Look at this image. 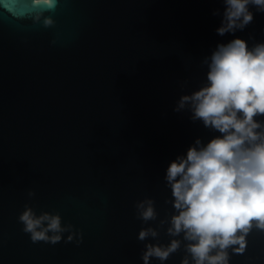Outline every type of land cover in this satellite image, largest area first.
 <instances>
[{
    "label": "water",
    "instance_id": "water-1",
    "mask_svg": "<svg viewBox=\"0 0 264 264\" xmlns=\"http://www.w3.org/2000/svg\"><path fill=\"white\" fill-rule=\"evenodd\" d=\"M222 0H58L34 22L32 0H0V264H143L135 203L173 214L165 173L218 133L174 108L205 82L203 59L239 37L264 42V13L221 37ZM219 15H213L214 11ZM250 37L254 39H250ZM187 82L185 87H181ZM35 196L29 197L28 192ZM59 213L82 242H32L18 217ZM183 245L163 264H180ZM229 264H264V231ZM150 264H161L155 258Z\"/></svg>",
    "mask_w": 264,
    "mask_h": 264
},
{
    "label": "clouds",
    "instance_id": "clouds-1",
    "mask_svg": "<svg viewBox=\"0 0 264 264\" xmlns=\"http://www.w3.org/2000/svg\"><path fill=\"white\" fill-rule=\"evenodd\" d=\"M224 11L219 36L243 31L254 19L250 6L264 13V0H222ZM58 0H32L34 22L45 28L55 23L45 11H54ZM214 11L213 15H219ZM250 39H254L250 37ZM202 64L205 82L180 96L174 111L190 113L192 122L218 135L206 143L197 137L186 154L178 155L166 169L173 214L159 219L152 198L135 203L136 216L145 225L137 239L155 241L159 228L171 237L167 244L147 242L141 254L143 264L155 258L161 264L177 253L185 255L180 264H229V249L242 254L253 228L264 231V42L236 37L218 43ZM187 82L181 85L185 87ZM35 196L34 191L28 192ZM32 242H82V232L62 224L59 213L39 214L25 205L18 217Z\"/></svg>",
    "mask_w": 264,
    "mask_h": 264
}]
</instances>
